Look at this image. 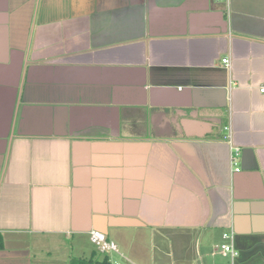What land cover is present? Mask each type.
Wrapping results in <instances>:
<instances>
[{"label":"crops","instance_id":"obj_1","mask_svg":"<svg viewBox=\"0 0 264 264\" xmlns=\"http://www.w3.org/2000/svg\"><path fill=\"white\" fill-rule=\"evenodd\" d=\"M263 85L264 0H0V264H264Z\"/></svg>","mask_w":264,"mask_h":264},{"label":"built area","instance_id":"obj_2","mask_svg":"<svg viewBox=\"0 0 264 264\" xmlns=\"http://www.w3.org/2000/svg\"><path fill=\"white\" fill-rule=\"evenodd\" d=\"M219 1H228V0H219ZM223 63H227L226 59L222 60ZM260 93L264 94V85L260 88ZM230 133V132H229ZM226 139L229 141L230 145V165L234 168V172H239L238 168V159L241 154V150L238 147H235L231 143V137L228 135ZM223 238L225 240H230V243L222 244L219 246L220 252L225 256H229L231 260V264L234 263L235 259L238 257V252L235 250L233 246V235L232 234H224ZM89 240L95 246L97 251L102 254H110V253H118L117 246L114 242L109 241L106 236L98 231H91L89 233ZM111 264H121L120 262H113Z\"/></svg>","mask_w":264,"mask_h":264},{"label":"rangeland","instance_id":"obj_3","mask_svg":"<svg viewBox=\"0 0 264 264\" xmlns=\"http://www.w3.org/2000/svg\"><path fill=\"white\" fill-rule=\"evenodd\" d=\"M25 241H26V244H25V246H27V248H29L32 252H34V248L36 247V246H40L41 247V243H43V242H41L39 239H37V238H35V237H32V238H26L25 239ZM36 241V242H35ZM29 242V244L27 245V243ZM89 245V244H88ZM88 245H86V247L87 248H89V249H91ZM92 245V244H91ZM42 247H44V245H42ZM92 247L95 249V251H96V258H98V259H101L102 258V256H104L105 254H102V253H99L98 251H97V249L95 248V246L94 245H92ZM35 252H37L38 254H40L41 252H40V248H35ZM42 251L43 252H45V249H42ZM90 251V250H89ZM114 255H117L118 257H119V259H118V261H120V263L122 264H124L125 263V261H124V258L122 257V256H120V255H118V254H114ZM106 256V255H105ZM117 258V257H116ZM127 264V263H126Z\"/></svg>","mask_w":264,"mask_h":264},{"label":"trees","instance_id":"obj_4","mask_svg":"<svg viewBox=\"0 0 264 264\" xmlns=\"http://www.w3.org/2000/svg\"><path fill=\"white\" fill-rule=\"evenodd\" d=\"M3 249V243L1 241V236H0V250ZM82 264H87L88 262L86 261H80ZM101 264H111L110 261H108L107 259H105Z\"/></svg>","mask_w":264,"mask_h":264}]
</instances>
